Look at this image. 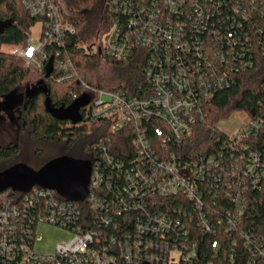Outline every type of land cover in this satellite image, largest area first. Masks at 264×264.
<instances>
[{
	"label": "built area",
	"instance_id": "2783aa9c",
	"mask_svg": "<svg viewBox=\"0 0 264 264\" xmlns=\"http://www.w3.org/2000/svg\"><path fill=\"white\" fill-rule=\"evenodd\" d=\"M21 3L42 24L41 32L37 39L29 32L26 43L15 45L12 54L43 70L50 59L54 66L47 48H55L56 80L77 76L83 91H73L74 99L90 96L82 109L88 122L109 124L112 133L125 129L131 138L125 158L111 152L115 144L109 136L92 144L89 194L83 200H68L38 185L15 197L0 193V264H201L198 242L188 239L179 218L171 217L168 199H182L198 209V224L206 231L215 230L203 210L221 196L234 206L226 211V231L235 234L244 220L248 189L260 186L264 177V156L249 149L245 153L244 138L259 131L264 118L240 111L227 123L238 124L231 130L220 128L219 121L217 128L226 139L218 155H186L185 148L205 121L214 91L229 85L244 60L239 57L243 38L237 27L245 34L247 48L264 57V0H109L111 24L95 52L125 61L134 48H146L141 95L99 87L79 75L68 52L59 48L75 27L64 19L56 0ZM81 204L98 211L93 221L99 227L117 231L122 216L129 227L134 225V234H111L99 249L93 247L98 229H90L94 223L82 219ZM39 222L67 228L75 237L58 244L52 254L36 252ZM178 226L183 239H165ZM240 234L250 253L245 264H258L264 258V242L240 231L233 235L235 247ZM158 235L163 240L156 239ZM211 244L217 252L220 243Z\"/></svg>",
	"mask_w": 264,
	"mask_h": 264
},
{
	"label": "trees",
	"instance_id": "16d2710c",
	"mask_svg": "<svg viewBox=\"0 0 264 264\" xmlns=\"http://www.w3.org/2000/svg\"><path fill=\"white\" fill-rule=\"evenodd\" d=\"M56 2L64 19L73 23L75 27V30L70 31L65 37V46L59 48L62 52H68L79 75L87 78V72L99 66L101 55H99V52H95V47H99L103 34L107 32L111 24L109 0H56ZM36 22H38V19L32 17L21 3V0H0V96L12 92L24 80L32 76L35 86L42 84L48 86V95L51 96L57 107H60V105L68 106L74 100L73 91H76L77 94L82 93L83 88L77 80V76L65 81L56 80L58 69L55 48H47V51L54 55L55 66L54 71L49 76H46V66L43 70H38L32 66L26 67V61L12 54V51L6 50L8 46L14 47L18 44H25L28 33ZM236 30L237 35L239 37L242 35L243 38L241 43H238V51H241L239 57L244 58V60L239 66V70L235 72L229 81V85L218 87L214 91L210 103L206 106V119L202 125L195 128V135L185 148L186 155L189 153L202 154L203 151L218 155L220 150H224V140L226 138L221 130L217 128V124L231 110L246 111L253 118H264V57H261L258 52L250 51L249 46L242 42L246 40L245 34L238 27ZM242 46H245V48H242ZM148 53L146 48H134L132 54L125 61L113 60L106 56V61L114 66L112 68L113 79L118 81V84L110 89L119 88L129 94L141 95L143 93L141 90L146 85L142 76V69L146 63ZM46 96L45 93L42 99H35L30 113V116L34 117L33 123L35 124L33 135L40 142L51 139L72 145L91 136L93 139H91L89 145L90 154L87 159L92 160L94 154L92 144L103 136H109L115 144L111 147V152L117 157H126L125 147H130L131 138L127 137V130L112 133L109 124H103L102 121L88 122L85 112H83V123L73 124L68 120H58L45 109ZM90 128L92 131L89 130ZM244 143L245 153L249 149V151H258L264 156V123L259 131L254 130L251 134L246 135ZM226 149L228 150L229 147L226 146ZM39 151L40 156L46 155L44 150L39 149ZM182 152L184 153L183 150ZM225 153L227 152L225 151ZM11 157H13V154L10 151L0 149V162ZM48 159L44 160L39 166L42 167ZM259 185L248 189V205L244 210V220L235 234L246 231L250 234V238L264 242V177ZM5 195L15 197L14 195H21V193H15L8 189ZM168 200L172 203V208L169 210L171 217L174 219L179 218L184 228L189 231L188 239L198 242L201 264H208L210 260L213 261V264L246 263L250 253L244 243V238L241 234L238 235V244L235 247L232 243L235 234L232 235L225 229L226 211L229 208L234 209L231 201L221 196L217 204L212 203L203 210L209 216L215 230L206 231L199 226V211L192 204L186 205L182 199L169 198ZM81 207L85 217L82 219L94 223L93 225L88 223L90 229H98L93 247L99 249L101 244L108 242L111 234H116L118 237L128 233L134 234V225L129 227L122 216L117 219L120 221L121 226L116 231L109 226L99 227L98 223L93 221L98 212L93 207L87 204H81ZM155 209L159 210V208ZM162 211H167L166 207H163ZM138 215L142 216V213L140 212ZM135 217L136 215L132 216V219L135 220ZM183 234L184 231L178 226V229L174 233H170L165 239L178 242L177 240L183 239ZM150 235H145V237ZM156 239L163 240L160 235ZM32 240L33 237L30 236V241ZM213 240L220 243L217 252L213 251L211 244ZM145 241L146 239L143 237V242ZM232 252L234 253L232 254L233 261L230 257ZM258 264H264V258L260 259Z\"/></svg>",
	"mask_w": 264,
	"mask_h": 264
},
{
	"label": "water",
	"instance_id": "95a60500",
	"mask_svg": "<svg viewBox=\"0 0 264 264\" xmlns=\"http://www.w3.org/2000/svg\"><path fill=\"white\" fill-rule=\"evenodd\" d=\"M54 71L53 59L46 65V76ZM40 86V85H39ZM38 93H46L45 109L58 120H69L73 124L83 119L82 109L87 106L90 96L82 95L68 106L57 107L49 93L47 85L38 88ZM91 160L62 154L49 159L42 167L33 168L25 162H19L0 171V193L11 189L14 192H30L35 185L53 189L68 200L85 199L91 181Z\"/></svg>",
	"mask_w": 264,
	"mask_h": 264
},
{
	"label": "rangeland",
	"instance_id": "374dc122",
	"mask_svg": "<svg viewBox=\"0 0 264 264\" xmlns=\"http://www.w3.org/2000/svg\"><path fill=\"white\" fill-rule=\"evenodd\" d=\"M41 26L42 24H40V22H36L32 26L30 30V34L32 35L33 38L37 39L40 36ZM6 50L12 51L13 47L8 46L6 47ZM102 56L103 55H101L100 57L99 66L87 72V79H89L93 85H96L99 87L101 86L104 88L105 87L106 88L115 87L118 84V81L113 79V74H112L113 69L112 68L114 66L112 63L106 61L105 57H102ZM25 65L26 67H29V66L34 67L31 64H25ZM33 82L34 81H32V76H30V78H27L26 80H24L21 85H29V86L35 85V83ZM239 112L240 110H231L229 113H227L225 117H223L220 120V128L225 129V130H231V127L233 125L238 126L237 123H231V125L227 123L229 122V119L231 116H233V114H236ZM240 118L241 120L244 121L246 116L241 114ZM8 126L9 125L4 120L0 121V140H2L3 142L4 141L8 142L10 140V137L7 135ZM89 130L92 131L91 128ZM26 132L27 130H24V134H26ZM13 133H15V131H13ZM91 139L93 138L90 136V138L82 139V141H77L72 145L71 144L69 145L68 143L63 142V141H61V143L58 142V145H57V143L55 142L54 145H51L50 147L47 148V151H46L47 153L42 158L41 157L37 158L36 152H34L36 143L27 144L25 145L26 149L24 150V152L20 151L19 156L15 160L19 161L21 159H24L28 161L30 164L32 163L31 164L32 167L35 166L39 168L40 167L39 165L42 164L44 160H47L48 158L51 159L53 157H58L62 154H68L73 157L80 156L81 158L84 157V159H87L90 154L89 145H90ZM13 160L14 159L10 161L9 160L1 161L0 165L1 167H4L5 165L10 164ZM35 237L36 239L34 242L33 249L36 252L52 254L55 252V249L58 244L65 243L67 241L72 240L75 237V232L67 228L64 229L51 222L50 223L39 222Z\"/></svg>",
	"mask_w": 264,
	"mask_h": 264
},
{
	"label": "flooded vegetation",
	"instance_id": "af4514ba",
	"mask_svg": "<svg viewBox=\"0 0 264 264\" xmlns=\"http://www.w3.org/2000/svg\"><path fill=\"white\" fill-rule=\"evenodd\" d=\"M41 86L44 85H18L12 92L0 96V121L4 120L9 125L7 135L10 137V140L8 142H3L2 140H0V149H6L13 154V157L5 160H15L19 156L20 151L24 152V150L26 149L25 145L32 143H36L34 152H36L37 158H42L43 156H40L39 149L46 152L47 148L51 145H54V143L56 142L51 139L40 142V140L35 138L33 135L35 124L33 123L34 117H31L30 113L35 99H42V97H44L43 92L36 94L39 90L38 88H40ZM24 130H27L26 134H24ZM13 131H15V133H13ZM56 143L58 145V142ZM14 160L4 167H1L0 165V171L5 170L7 167L19 162H25L32 167V163L30 164L24 159H21L19 161Z\"/></svg>",
	"mask_w": 264,
	"mask_h": 264
}]
</instances>
